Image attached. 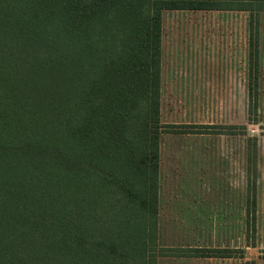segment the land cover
Instances as JSON below:
<instances>
[{
	"label": "trees",
	"instance_id": "1",
	"mask_svg": "<svg viewBox=\"0 0 264 264\" xmlns=\"http://www.w3.org/2000/svg\"><path fill=\"white\" fill-rule=\"evenodd\" d=\"M169 9L264 0H0V264L159 263Z\"/></svg>",
	"mask_w": 264,
	"mask_h": 264
},
{
	"label": "rangeland",
	"instance_id": "2",
	"mask_svg": "<svg viewBox=\"0 0 264 264\" xmlns=\"http://www.w3.org/2000/svg\"><path fill=\"white\" fill-rule=\"evenodd\" d=\"M251 14L163 11L158 264H264V10Z\"/></svg>",
	"mask_w": 264,
	"mask_h": 264
}]
</instances>
